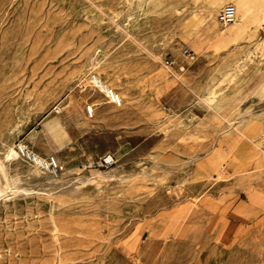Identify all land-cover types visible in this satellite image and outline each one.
Masks as SVG:
<instances>
[{"label":"rangeland","instance_id":"obj_1","mask_svg":"<svg viewBox=\"0 0 264 264\" xmlns=\"http://www.w3.org/2000/svg\"><path fill=\"white\" fill-rule=\"evenodd\" d=\"M245 1L0 0V264H264V85L219 38ZM47 118L87 131L59 176L19 150Z\"/></svg>","mask_w":264,"mask_h":264},{"label":"crops","instance_id":"obj_2","mask_svg":"<svg viewBox=\"0 0 264 264\" xmlns=\"http://www.w3.org/2000/svg\"><path fill=\"white\" fill-rule=\"evenodd\" d=\"M244 3H246V17L239 18L230 24L225 34L219 36V38L221 42L227 43L228 48H231L235 43L243 44L237 50L232 49L229 55L232 53L240 59L250 60L242 69L244 76H250L248 81L244 82L243 89H253V85L256 84L257 80H259V85L256 89H259L264 85V0H246ZM246 65H248V69H246ZM73 120L83 125L87 124L81 117L76 116ZM74 132L79 133L75 129ZM86 133L87 131H84L75 137L72 135V131H68V137L61 143L55 140V137L49 133L51 135L49 139L45 137V154L48 155L56 152L61 145L75 142Z\"/></svg>","mask_w":264,"mask_h":264},{"label":"built area","instance_id":"obj_3","mask_svg":"<svg viewBox=\"0 0 264 264\" xmlns=\"http://www.w3.org/2000/svg\"><path fill=\"white\" fill-rule=\"evenodd\" d=\"M236 19V9L232 3L225 4L219 14L218 21L220 25L227 26L232 24ZM182 55L189 61H194L196 55L188 48H184L182 50ZM165 63L169 66L175 64L173 60H167ZM181 70L184 69V66H179ZM88 85L92 87L94 90L99 91L104 96L106 102L111 103L115 106H120L122 103V98L120 95L111 87H109L105 82H103L100 78H98L95 74H91L88 79ZM54 113H59L60 108L55 106L53 108ZM94 112L93 104L86 105V114L88 117H92ZM19 150L21 154H23L26 158L31 160L34 164L44 170L46 173L52 176H59L62 170V166L58 161L57 157L54 154L48 155H40L32 151L29 147L19 146ZM116 162V158L113 153L106 152L100 159V165L102 167H107L113 165Z\"/></svg>","mask_w":264,"mask_h":264},{"label":"bare ground","instance_id":"obj_4","mask_svg":"<svg viewBox=\"0 0 264 264\" xmlns=\"http://www.w3.org/2000/svg\"><path fill=\"white\" fill-rule=\"evenodd\" d=\"M234 5V4H233ZM235 9H236V19L238 18L239 16V9L238 7H236V5H234ZM235 19V20H236ZM235 22V21H234ZM98 77V76H97ZM99 78V77H98ZM77 80V79H76ZM81 80H78V81H75L73 83V85H78V84H81ZM57 118V117H56ZM44 127L46 128V130L50 133V134H53L55 135V131H54V128L56 127L55 125L59 126L58 124L54 123L53 122H50V118H47L44 120ZM20 147H22V145H20ZM32 151H34L33 149H31ZM35 152V151H34ZM36 153V152H35ZM17 155V152L14 150V149H11V153L10 155Z\"/></svg>","mask_w":264,"mask_h":264}]
</instances>
